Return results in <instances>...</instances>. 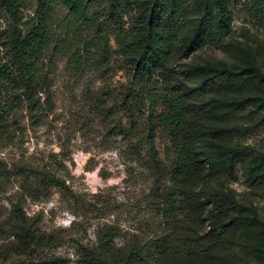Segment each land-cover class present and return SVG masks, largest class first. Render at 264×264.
<instances>
[{"label": "rangeland", "instance_id": "rangeland-1", "mask_svg": "<svg viewBox=\"0 0 264 264\" xmlns=\"http://www.w3.org/2000/svg\"><path fill=\"white\" fill-rule=\"evenodd\" d=\"M144 1L90 0L88 26L61 3L20 0L26 26L41 20L42 8L49 10L45 24L54 42L41 57L47 89L35 109L19 104L13 84L0 77V264H84L83 250L110 237L120 248L196 238L209 230L222 197L238 208L232 235L205 258L184 264H264V8L254 17L250 0H223L230 33L217 46L187 55L208 2L217 19L220 14L219 0H186L188 19L174 29L171 65L140 85L125 43L148 24ZM9 24L1 10L0 65L8 62ZM226 70L243 81L233 82ZM218 76L230 85L206 96L216 105L191 129L205 158L202 177L193 184L199 218L182 209L179 197L169 215L164 196L171 191L176 157L170 130L154 128L151 152L149 108L126 103V91L144 86L161 96L167 82L199 87ZM161 103L154 111L162 110ZM22 228H39L53 241L17 251L14 232Z\"/></svg>", "mask_w": 264, "mask_h": 264}, {"label": "trees", "instance_id": "trees-1", "mask_svg": "<svg viewBox=\"0 0 264 264\" xmlns=\"http://www.w3.org/2000/svg\"><path fill=\"white\" fill-rule=\"evenodd\" d=\"M186 0H145L149 11V21L143 31L132 36L125 43V51L135 59L137 69L136 79L142 85L145 77L149 79L153 74L165 71L171 65L172 48L176 43L174 29L186 23L188 19ZM250 13L256 16L263 11L264 0H250ZM42 6L51 7L61 3L74 16L77 22L90 25V0H40ZM220 17L216 18L208 2L204 16L195 32L189 37L185 51L190 55L203 45L217 46L223 37L230 33L231 14L223 0L216 3ZM0 11L10 16L5 43L8 62L0 65V77L9 80L17 91L16 100L19 104L27 103V107L35 109L38 106L39 94L47 88L46 80L39 73L41 57L54 42L50 30L45 22L48 20L49 10L42 8L41 20L38 23L27 25L23 22L20 0H0ZM108 51V50H106ZM80 56V60L83 56ZM233 82L243 81L240 73L226 70ZM262 82V79H260ZM228 78L218 76L205 80L199 87H187L181 83L167 82L166 92L157 96L140 86L135 91L133 85L126 91L125 101L131 100L139 106L149 108V125L146 139L150 151L154 148V128L168 127L169 137L176 150L171 176V191L164 196V201L170 202L166 213L171 215L173 208L177 207V198L182 200V209L190 210L194 220L199 218L198 211L200 198L194 190L193 184L202 177L205 158L201 156L195 144V134L192 126L200 122L201 117L211 111L214 98L206 100L212 91H222L228 87ZM161 101L162 110L156 112ZM149 103V106L148 104ZM224 158L227 157H218ZM235 154L230 159H234ZM154 162L158 161L154 157ZM49 182L54 179L47 176ZM165 203V202H164ZM237 205L228 197L218 200L217 206L209 219V230L196 238H187L180 242V238L172 240L163 238L152 246L134 243L128 248L117 247L110 238L101 241L94 247L83 250L84 264H184L193 259H203L213 251L224 245L232 235L235 224L240 219L236 214ZM18 246L17 251L38 250L51 245L52 236L39 230V228L20 229L14 232ZM0 248V257H2ZM152 259V262L144 260ZM21 264H39L34 261ZM55 264V263H54Z\"/></svg>", "mask_w": 264, "mask_h": 264}]
</instances>
